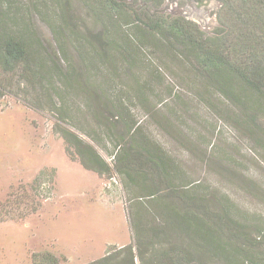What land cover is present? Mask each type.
<instances>
[{"label":"trees","instance_id":"1","mask_svg":"<svg viewBox=\"0 0 264 264\" xmlns=\"http://www.w3.org/2000/svg\"><path fill=\"white\" fill-rule=\"evenodd\" d=\"M168 1L0 0V99L24 94L39 110L45 101L63 123L56 130L73 157L98 176L121 177L134 242L87 264H264V224L249 222L227 194L183 176L133 114L138 104L154 115L148 97L152 78L161 77L150 51L197 79L200 101L264 151V0H216L210 34L165 13ZM36 16L52 30L55 47L43 45ZM67 97L83 99L89 127H76L66 105L57 107L55 100ZM64 124L98 146L108 138L113 165ZM174 124L161 120L172 136L186 134L192 143ZM220 168L261 192L234 164ZM33 260L60 264L51 254Z\"/></svg>","mask_w":264,"mask_h":264},{"label":"rangeland","instance_id":"2","mask_svg":"<svg viewBox=\"0 0 264 264\" xmlns=\"http://www.w3.org/2000/svg\"><path fill=\"white\" fill-rule=\"evenodd\" d=\"M218 8L216 0L183 6L169 0L165 13L181 15L210 34L217 24ZM34 24L43 45L55 47L50 27L38 16ZM147 54L161 79L152 78L155 93L148 97L154 115L137 104L133 107L136 119L178 161L183 176L227 194L249 222L264 224V151L200 101L201 86L183 67L162 62L150 51ZM27 100L24 94L0 99V264H34V256L44 254L55 256L60 264H87L114 247L134 242L121 177H101L86 170L57 132V125L63 124L58 114L45 101L39 110ZM55 103L66 105L76 127H89L82 98L56 99ZM177 117L185 123H177ZM163 118L172 119L192 143L182 139L186 134L177 139L166 131ZM64 125L95 145L113 165V144L108 138L106 148L98 146L76 128ZM230 162L239 175L256 183L259 194L220 168L223 163L233 167Z\"/></svg>","mask_w":264,"mask_h":264}]
</instances>
